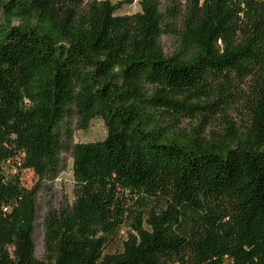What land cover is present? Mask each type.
<instances>
[{
	"label": "trees",
	"instance_id": "obj_1",
	"mask_svg": "<svg viewBox=\"0 0 264 264\" xmlns=\"http://www.w3.org/2000/svg\"><path fill=\"white\" fill-rule=\"evenodd\" d=\"M139 4L0 0V264H264V0ZM94 119L104 140L72 144ZM65 153L74 200L38 260L37 193Z\"/></svg>",
	"mask_w": 264,
	"mask_h": 264
},
{
	"label": "rangeland",
	"instance_id": "obj_2",
	"mask_svg": "<svg viewBox=\"0 0 264 264\" xmlns=\"http://www.w3.org/2000/svg\"><path fill=\"white\" fill-rule=\"evenodd\" d=\"M104 1V0H101ZM113 5H118L116 16L132 15L140 12V0H107ZM175 30H179V23L175 26ZM161 46L165 55H170L176 49L178 39L175 34H165L160 39ZM230 118L233 121H239L241 113L232 110L229 112ZM195 123V122H194ZM224 123L220 118H217L210 126V132H220ZM194 126L191 123L184 122L183 128L188 129ZM106 136V129L101 119H94L90 122L89 127L82 131L78 130L74 125L72 126V144L75 143H89L104 140ZM64 170L53 181L43 182L37 193V217L35 222V230L33 235L34 242V256L38 260L45 259L44 251V218L47 212L51 209L60 210L66 208L73 203V177H72V160L68 153L62 155ZM13 171V170H11ZM20 181L23 187L32 188L38 184V179L30 170H23L20 174ZM131 202L129 201V204ZM132 207V206H131ZM130 207V208H131ZM133 207H137L133 205ZM131 219L127 220L120 237L116 244H113L110 249H119V244L124 238L126 231L130 229Z\"/></svg>",
	"mask_w": 264,
	"mask_h": 264
}]
</instances>
